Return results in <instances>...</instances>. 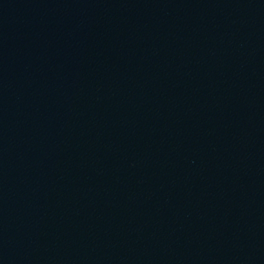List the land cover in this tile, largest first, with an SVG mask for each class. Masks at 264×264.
<instances>
[{"label": "water", "instance_id": "1", "mask_svg": "<svg viewBox=\"0 0 264 264\" xmlns=\"http://www.w3.org/2000/svg\"><path fill=\"white\" fill-rule=\"evenodd\" d=\"M0 264H264V0H0Z\"/></svg>", "mask_w": 264, "mask_h": 264}]
</instances>
